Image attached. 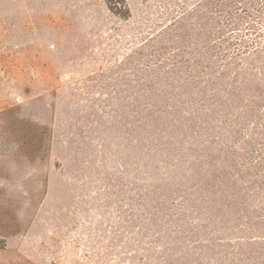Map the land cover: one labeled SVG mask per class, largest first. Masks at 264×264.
Returning <instances> with one entry per match:
<instances>
[{"label":"rangeland","instance_id":"obj_1","mask_svg":"<svg viewBox=\"0 0 264 264\" xmlns=\"http://www.w3.org/2000/svg\"><path fill=\"white\" fill-rule=\"evenodd\" d=\"M0 264H264V0H0Z\"/></svg>","mask_w":264,"mask_h":264}]
</instances>
